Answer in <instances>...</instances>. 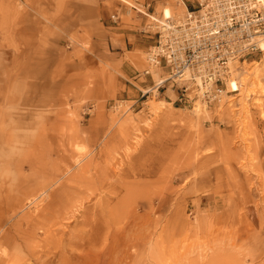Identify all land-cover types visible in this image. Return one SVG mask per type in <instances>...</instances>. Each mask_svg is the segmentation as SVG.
<instances>
[{"label":"rangeland","instance_id":"rangeland-1","mask_svg":"<svg viewBox=\"0 0 264 264\" xmlns=\"http://www.w3.org/2000/svg\"><path fill=\"white\" fill-rule=\"evenodd\" d=\"M127 1L0 0L1 264H264V69L219 105L156 97L141 12L182 8ZM113 38L130 41L118 63Z\"/></svg>","mask_w":264,"mask_h":264},{"label":"built area","instance_id":"built-area-1","mask_svg":"<svg viewBox=\"0 0 264 264\" xmlns=\"http://www.w3.org/2000/svg\"><path fill=\"white\" fill-rule=\"evenodd\" d=\"M157 35L144 75L162 70L166 77L158 90L170 84L175 103L219 105L229 94L234 63L257 52V40L264 38V0H199L187 21L171 22Z\"/></svg>","mask_w":264,"mask_h":264},{"label":"bare ground","instance_id":"bare-ground-1","mask_svg":"<svg viewBox=\"0 0 264 264\" xmlns=\"http://www.w3.org/2000/svg\"><path fill=\"white\" fill-rule=\"evenodd\" d=\"M124 3L130 5V2L127 0H121ZM178 2V4L181 6L182 10L181 13L174 16V13L172 11L171 8L169 7H164L163 10L161 11V13L159 15H161L162 17H158V16H154L151 14H148L147 12H141L143 13L144 16L149 17V20L151 22V26L155 27L156 29H158V32L163 28V26L170 24L171 22L176 23V24H182L185 21H187V17L188 14L190 12V10L188 9L187 5L184 3L183 0H176ZM199 1V0H198ZM184 18V19H183ZM182 19V20H181ZM257 47L259 52H262V57L260 61H243V62H236L233 65V72H232V76L231 78L228 80L227 82V90L230 93H237L239 92L241 89L246 88V90L248 91L247 93H249L250 91H254L257 88H260L261 86V79H260V75L257 73L256 68L258 67H262L264 69V38L258 39L257 40ZM147 59H148V53H147ZM153 70V72H157L156 70L158 69H150V71ZM236 73V74H234ZM164 79L159 80V82L156 85V90H155V96H159V91H158V86L159 84L164 83ZM253 85V89H251L250 86ZM229 88V90H228ZM198 101L193 105V107H196ZM195 113H199L200 110L195 109L194 110ZM42 182H40L38 185H40ZM57 192H59V190H57ZM56 192V193H57ZM46 199H51L53 201V203H47L45 205L46 209V213L44 214L46 217V219H48V221L52 222L49 216H53V214L56 212L54 209L58 208V203H62L63 199H60V201H56L52 198V195H48ZM28 223L31 224L32 220L29 218L27 219ZM23 221L24 218H22L19 222L20 225L23 226ZM48 223H45L43 225L47 226ZM52 225V224H51ZM1 226V224H0ZM144 226H146V224H144ZM21 232L23 233L24 231L21 230ZM5 238V237H4ZM7 238V236H6ZM5 238V239H6ZM110 238V237H109ZM108 236H99L98 233H96L95 235H91L90 236V244H94L97 245L99 243H103L106 242L108 239ZM24 239V237H22V240ZM4 240V239H2ZM21 240V239H20ZM17 241V240H15ZM23 242V241H22ZM20 245H22L21 243H19ZM1 249V248H0ZM79 258L81 260H85V258H90L88 255H92L94 256V260L99 261L100 258V253L99 252H94L92 254L89 253H81L78 254ZM76 255V256H78ZM91 256V257H92ZM52 260L51 259H47L46 261H42L40 262V264H52ZM84 262V261H81ZM81 262L78 260L77 262L74 263H70L69 260L67 258H63L59 264H81ZM3 263V259L0 257V264Z\"/></svg>","mask_w":264,"mask_h":264},{"label":"crops","instance_id":"crops-1","mask_svg":"<svg viewBox=\"0 0 264 264\" xmlns=\"http://www.w3.org/2000/svg\"><path fill=\"white\" fill-rule=\"evenodd\" d=\"M129 40L128 39H116L113 38L111 40H106V42L103 45H106L109 49L108 54H109V58L108 60H112V62H119V58L121 57V55L123 53H125V51H127L128 49V45L129 44ZM97 43V42H96ZM115 44V46H114ZM98 45V43H97ZM114 46V50L111 51V47ZM100 53V52H99ZM107 50L104 49L103 53H101V55L106 54Z\"/></svg>","mask_w":264,"mask_h":264},{"label":"clouds","instance_id":"clouds-1","mask_svg":"<svg viewBox=\"0 0 264 264\" xmlns=\"http://www.w3.org/2000/svg\"><path fill=\"white\" fill-rule=\"evenodd\" d=\"M7 175H8L10 178H15V172H13V171H11V170H9V171L7 172Z\"/></svg>","mask_w":264,"mask_h":264}]
</instances>
